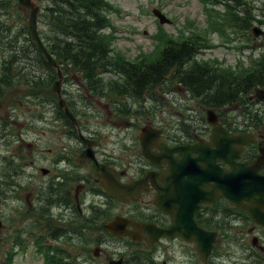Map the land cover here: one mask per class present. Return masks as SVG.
<instances>
[{
	"label": "flooded vegetation",
	"instance_id": "1",
	"mask_svg": "<svg viewBox=\"0 0 264 264\" xmlns=\"http://www.w3.org/2000/svg\"><path fill=\"white\" fill-rule=\"evenodd\" d=\"M21 31V28H14L13 25L0 24V48L4 49L3 42L9 39H17L19 46L24 45L27 40L20 35ZM26 43H28V41ZM5 49L7 50L8 48ZM17 55L18 54L11 51L5 52L3 56L0 54V56H2L0 57V92L8 88L5 82H11L13 87L7 92L16 93L13 99H10L6 104L8 107L13 108L20 107L23 104L29 107L28 111L32 113V120L34 121L33 126L35 129L32 131L34 134H38L36 132H38L39 123L46 119V117L43 118L42 116L43 112L46 109H50V114L52 116L50 117L51 122L48 123L51 129L54 130L57 135L60 134L61 138H67V136L71 138L73 135L72 126L68 124L63 117L59 119L56 116L57 103L54 102L51 97L48 102L42 99L41 80L43 77H41V66L38 55L31 51L23 54L19 62L12 61V63L11 60L15 59ZM6 58H9V64L5 62ZM13 66H15V68ZM46 73L47 71H45L43 75L46 76L44 79H47ZM55 78L56 71L54 70L53 80H55ZM164 85L165 84H163L162 87ZM163 90L168 93H178L179 97L173 96L172 98L175 103L179 102L184 104L183 102H185V105L177 106L179 109L177 114L181 117L171 120L169 117L165 116L169 111L161 109V115L157 114L147 120V124L161 130L157 136L153 137L152 134H148L144 139L145 145H147L150 150H153L151 161L142 157L139 139L137 138L132 140L129 147V151H131V149H136V152L129 153V157L131 158L126 164L127 169H124V167H126L125 165L117 163L110 165L116 169L121 181L128 182L131 180H140L141 182L136 191L138 196L136 199L128 197L126 201L121 202L111 198L118 204L125 203L128 206L127 210H119V212H115L112 215L106 213L105 210L104 212H99L98 210L93 212L92 221L99 219L100 216L105 217L109 215V218L103 222V227L105 222L109 221L114 215L126 217L129 223L127 228L133 231H140L137 224L143 222L148 223L149 227L151 226L156 229L168 227L173 220L172 213L176 211V206L170 208L169 205H177V203L173 202L171 204L169 203V205L163 204V206H168L170 211L164 207H160L157 203V185L165 186V188L170 189L167 182H170L173 177L172 169L174 166H171L169 159L181 158L183 156L182 150L187 147H193L199 143L206 144L209 149H213V145L210 141V134L213 126L210 125L207 118V110H213V98H207L202 93L196 95L189 92L191 90L184 80V77L180 78L174 86L165 87ZM259 94L261 95L259 96ZM255 97L257 100L260 97L263 98V100H260L261 102L256 104L254 108L258 110L264 109V90L258 92ZM246 98L249 99L250 95L247 94ZM201 101L207 103V105H203ZM43 103L46 104L43 105ZM198 103L203 105L204 116L202 117L194 115L192 112L194 110L193 104ZM41 107L43 111H41ZM246 108H249V103H246ZM15 110L16 109L13 111ZM8 113L11 115L10 112L4 113L3 116L0 115V121H2ZM216 113L218 115L217 121L221 123L230 134L244 135V133H251L252 139L246 138L244 145H232V148L237 149L238 152L237 161L249 163L257 156L260 150L264 152L263 119L259 117L249 118L248 115L243 112L238 116L240 117V122L237 123L233 121L230 123L220 118L217 111ZM210 115H213L212 112H210ZM57 119L59 121H57ZM52 121H56V124H53ZM36 123L38 125H36ZM237 124L239 126H236ZM27 132H31L29 130V125H26L25 133ZM95 140L97 145L98 141L96 138ZM23 141L25 143L29 142L25 137H23ZM159 144L163 145L164 149L158 147ZM26 146L29 148L26 149L25 154L20 157V159L31 156L34 157V161H36V157L40 156L43 151L41 149V144L39 142H36V144L31 142ZM47 150L49 152L57 151L56 148L52 147L47 148ZM95 152L97 151L95 150ZM165 153L167 155H165ZM211 153L207 152L206 158L210 157ZM196 156H198V153L192 151L190 157L197 158ZM102 158L111 161L109 158ZM77 160H80L79 157L73 158L71 154H68V157L52 158V165L55 167L54 173L51 168V174H48L50 169L47 168L45 174H42L41 166H37L33 167L29 175H26L25 167H31L33 165L22 161L20 165L18 164L19 168L16 170L10 169L8 172L3 173V177H0V194L5 200L11 195V197L18 198L20 202L21 226L18 228V231L26 245L29 243L34 245L35 239L30 238L28 242L27 238H39L38 235H41V232L47 243L53 245L54 242L52 241H56L57 238L51 237V234L55 232L57 226L65 230L69 236V240L73 237V233L80 235L82 232H87L88 223H84L88 219L87 214L89 206L95 201L90 203V199L88 198L90 189L87 187L85 179V177H88V174L78 175V173H82L83 171L80 170L81 167L76 162ZM216 160L219 166L224 170H230L231 167L229 164L219 158ZM30 161L33 162V160ZM64 161L67 163V166L63 168L68 171L66 173L63 169L59 168V162ZM208 161L211 162L209 159ZM196 162L202 168L205 166L204 162L199 159H197ZM189 166L192 167L193 165ZM85 171H87V169ZM259 171L261 174H264V165L260 167ZM7 174L10 176L8 177ZM40 174L43 177L42 180ZM188 177V174L184 175V178ZM38 178H40L38 188L36 189L35 186L31 187L29 185L31 181H35ZM212 185L213 180L209 181V184L203 185V189H209ZM28 189L31 190L30 194L34 195L33 200L27 197L26 190ZM92 210H94V208ZM193 218L195 223L203 229L217 232V240L214 250L211 252V259L210 261L204 262L205 264H223L224 262L228 264L226 261L227 258H234L233 261L236 264H264V227L253 221L243 207L236 206L222 195L217 194L214 201L201 202ZM28 220L30 223L27 229L25 228L26 225L23 226V223ZM221 220L222 223H220ZM57 222H60V224ZM238 228L241 230L237 231ZM231 230L236 231L237 240L229 233ZM140 232L145 234L142 231ZM102 233L105 235L108 234L105 229H103ZM140 242H143V246H137L139 250L137 254L118 252L121 254L115 253L114 255L118 254L116 258L122 256L123 264H171L174 259L169 255V246L171 242H176L180 244L178 246L180 247L181 253V259L177 264H196L197 261L193 263L188 261V259L194 257L199 260L201 257L196 252L195 243L185 240L180 235H175L173 237L164 236L151 244L147 243L144 238L138 241V243ZM223 249L230 254L225 255L221 253ZM145 257H147L148 260L145 261ZM81 258L87 263V256L82 255ZM235 260L238 262H235Z\"/></svg>",
	"mask_w": 264,
	"mask_h": 264
},
{
	"label": "rangeland",
	"instance_id": "2",
	"mask_svg": "<svg viewBox=\"0 0 264 264\" xmlns=\"http://www.w3.org/2000/svg\"><path fill=\"white\" fill-rule=\"evenodd\" d=\"M35 5L40 8V14L38 16V30L46 29V25L43 21V15L41 14V7L44 6L45 1L43 0H32ZM110 4L108 9V17L110 20L111 31L115 36V40L112 45V54H119L124 57V59L129 61H137L142 54L149 55L151 51H154L160 45V42L154 35L157 32L164 31L166 34L174 36L176 40L182 36V34L191 33V29L195 27L198 32L205 34L204 47L201 49L200 54L197 58L209 59L211 57L216 58L222 65L236 66L239 61L243 62L244 65L250 63L251 58H256L264 49V35L260 37H254L251 32V27L253 25H259L261 29L264 30V23H260L253 19L251 21L250 28L243 29L238 28L235 32L230 31V38L226 35L220 34L219 32L213 31L212 33L207 32V30H202L206 26V14L207 8L203 0H107ZM208 7L216 8L218 11L224 14L225 4L223 2H208L206 4ZM255 5L253 14H259L260 6L259 2L251 3ZM257 5V6H256ZM154 8L160 9L167 18L170 19V23L160 24L157 18L152 13ZM29 15V8H23L17 4L16 0H0V24H10L14 28H21L22 24H27V18ZM260 18V17H258ZM181 30V32H180ZM229 32V29H227ZM13 39L4 41L3 48H0V54L3 56L5 52H9V46H11ZM182 40V39H181ZM16 42V46H18ZM5 48H8L7 50ZM0 56V57H2ZM15 68V66H14ZM61 73V72H60ZM179 72L175 73L178 74ZM109 75H104L105 79L111 78ZM61 85L64 97L67 99L68 103L71 105L72 109L77 108L80 115L79 124L81 122L82 133L86 136L89 134L92 136H97L98 144L95 148L97 151V157L100 160L109 162L102 157L114 160L115 163L122 165L123 161L126 163L130 160L129 153L136 152V149H131L127 145L130 144L132 138L137 139L140 133V129L147 123V120L152 118L153 115L159 114L161 108L165 111H169L165 116L169 117L171 120H175L179 117L178 115V105H185L179 102L175 103L172 98L173 96L179 97L178 93H168L164 92L163 88L174 86L177 81V77H168L166 84L163 87L155 86L150 90V97L157 98L162 104L166 103L163 107L155 108L153 104L148 102V107L139 109V104L132 107V113H121L120 108L123 104V96H119L114 100L111 98L104 97L99 98L91 93H88L87 86L84 84L83 79L79 73L70 69L69 72L61 73ZM46 78V76H42ZM56 79V78H55ZM118 79V78H117ZM44 86H41V96L43 100H47L50 96H54L56 101V94L49 89L48 79ZM44 81V82H45ZM50 81V80H49ZM52 81L50 84L52 85ZM8 88L3 89L0 92V115L3 116L4 113L10 112L2 121H0V177H3V172L10 170L12 166L18 167V164L24 161L25 163H31L33 166H26L25 173L29 175L32 172L33 167L41 166L50 169L48 174L55 172V167L52 165V158L68 157L71 154L73 158H78L80 156V144L77 139V131L74 129L73 133L75 137L61 138L60 134H56L54 130L51 129V114L50 109H46L42 116L46 119L39 123L38 134L32 132L35 127L33 126L34 121L32 120V113L28 111L29 107L25 104L20 107H8L6 103L16 93L7 92L13 87L10 82H5ZM42 85V84H41ZM65 93V94H64ZM253 93V92H252ZM261 94H259L260 96ZM164 98V100H163ZM71 99V102L70 100ZM198 100V99H197ZM263 100V98H259ZM126 103L131 101L126 99ZM200 102V100H199ZM203 105H207L201 101ZM46 103H43V105ZM142 104V103H141ZM200 103L193 104L194 110L192 111L194 115H199V117L204 116V110ZM148 108V109H147ZM16 109L15 111H13ZM73 109V110H74ZM215 112L217 111L220 118L231 121L240 122L241 108L239 104L229 103L221 107L213 108ZM41 111L43 108L41 107ZM57 110V118H58ZM153 112V113H152ZM9 115V116H8ZM230 117V118H228ZM47 120V122H46ZM57 121H59L57 119ZM56 124V121H52ZM26 125H29V130L31 132L25 133ZM36 125H38L36 123ZM23 137L27 139V143L23 141ZM39 142L41 144V155L36 157H27L25 159H20L25 152L29 143ZM56 148L57 151L49 152L47 148ZM71 150V152H70ZM70 152V153H68ZM76 162L81 167L82 173L78 175H86V185L90 189L89 199L90 203L95 201L89 206L88 219L84 224L88 223L87 232L80 234L73 233V237L69 240V236L66 232L58 231L57 240L52 241L53 244L61 246L68 249L71 256V261L78 262V258L82 255L87 256V264H108V260L111 258H116L118 252H129L130 254H137L139 250L137 246H143V242H135L130 239L117 240L102 233V224L109 218V215L119 212V210L125 211L128 206L125 203H117L116 201L110 199L104 188L100 185L98 180V175L96 169L91 165L86 159H81ZM30 160H33L31 162ZM60 169L67 166L66 161L59 162ZM70 163V162H69ZM113 164L112 162H109ZM124 167V166H123ZM87 169V171H85ZM66 172V169H63ZM41 180L43 179L40 174ZM31 181L29 184L31 187L35 186L36 189L39 185V179ZM17 180V179H16ZM28 187V185H27ZM27 197L31 200L34 199V195L30 194L31 190H26ZM9 194V193H7ZM18 195V194H17ZM20 202L18 198L11 197L5 198L0 194V211L2 217L3 225L0 227V264H43L42 257L36 253V249L32 244H28L25 248L19 247L21 242L19 235L17 238L13 237V229L19 228L21 226L20 221ZM94 208V210H92ZM95 210L99 212L109 213V215L92 221V214ZM30 221H25L23 226L29 228ZM60 224V222H57ZM222 223V220L220 221ZM129 224V223H128ZM59 227V226H57ZM241 230V229H237ZM230 234L238 239L236 231H229ZM10 235V236H7ZM39 238L29 237L34 239H44L43 233L38 235ZM16 237V236H15ZM250 239V238H249ZM14 241L16 243H14ZM70 242V244H69ZM102 242V243H100ZM164 245V244H163ZM180 245L176 242H171L169 255L174 259L171 264H177L181 259ZM69 246V248H68ZM101 247L97 256L93 254L95 248ZM115 253H118L114 255ZM221 253L230 254L225 252V249ZM162 254V253H161ZM79 256V257H77ZM187 258V257H186ZM163 259V255H162ZM234 258H227L228 264H236L233 261ZM69 260V259H68ZM144 260H148L147 257ZM83 261H85L83 259ZM196 264H205L204 259H196L191 257L188 259ZM207 261H210L208 259ZM86 262V261H85ZM176 262V263H175ZM235 262H238L235 260ZM211 264V263H209ZM223 264H226L225 262Z\"/></svg>",
	"mask_w": 264,
	"mask_h": 264
},
{
	"label": "trees",
	"instance_id": "3",
	"mask_svg": "<svg viewBox=\"0 0 264 264\" xmlns=\"http://www.w3.org/2000/svg\"><path fill=\"white\" fill-rule=\"evenodd\" d=\"M43 1L45 4L41 7V14L47 28L39 33L48 52L53 55L63 72L73 69L79 73L92 95L99 98L108 97L111 100L123 96L120 108L123 114L132 111V105L125 102L126 98L141 104V98L147 92L150 94L153 87L161 85L170 70L180 72L194 94L202 93L207 98H213V107L239 101L245 108L246 103H253L246 95L254 88L264 86V53L251 60L249 66L241 67V72L231 68L223 69L213 63L212 77L210 64L195 60L196 53L204 46L203 41L207 38L195 27L191 33L182 34L178 40L164 31L158 32L155 34L160 42L158 48L149 55L142 54L137 61L132 62L119 54H112L115 36L107 15L110 8L107 0ZM207 1L223 2L226 6L224 14L213 8L207 9L206 26L202 30H207L208 34L215 31L227 37L230 31L235 32L238 28L248 30L253 19L264 23V0H203ZM256 2L260 3V6L256 5L260 10L258 15L252 13L255 5L251 3ZM21 29L20 35L28 43L26 41L24 45L16 46L17 39L12 40L14 44L9 46V51L18 55L11 62H19L23 54L31 51L37 54L41 77L47 71L50 89L54 69L47 64L37 49L27 25L22 24ZM8 60L9 58H6L5 62L9 64ZM109 74L111 78L105 79L104 75ZM44 81L42 78L41 86L47 83V80ZM73 111L76 112L75 109ZM245 113L250 118L259 117L264 120V109L245 108ZM10 169H14V166ZM55 232L51 237L57 236ZM17 234L18 231H15V238ZM43 242V239H40V245L44 246ZM52 248L62 250L58 246ZM51 259V264H70L56 255Z\"/></svg>",
	"mask_w": 264,
	"mask_h": 264
},
{
	"label": "water",
	"instance_id": "4",
	"mask_svg": "<svg viewBox=\"0 0 264 264\" xmlns=\"http://www.w3.org/2000/svg\"><path fill=\"white\" fill-rule=\"evenodd\" d=\"M17 1L20 5L30 8L28 15L29 32L48 63L56 66L55 60L46 50L37 32L38 6L34 5L32 0ZM153 13L159 18L160 23L168 22V19L158 9H153ZM252 31L255 36L263 33L257 26L253 27ZM53 89L58 93L60 92V79L54 82ZM58 105L63 107L65 115L73 123L77 124V119L65 105L64 99L59 98ZM215 118L213 114V116L209 117V121L215 123ZM151 133L154 134L148 127L143 128V133L140 137L143 155L150 160L152 154L149 152L147 145H145L144 138ZM80 137L88 144L87 148L81 152V156L93 161L94 166L99 171L100 183L106 188L108 194L118 200H125L128 195L136 197V191L140 182L133 181L128 184L118 182L113 171L95 159L93 150L90 148L91 142L81 134ZM245 138L241 139V137L230 136L220 125L215 124L210 135L213 149H209L206 144L199 143L182 150L183 156L181 158L169 159L171 166H174L172 169L173 177L170 182H167L170 189L157 185V203L168 211H170L169 207L176 206V211L172 213V223L166 228L156 229L151 226L149 227L146 223L139 224L140 229L146 232L148 242H153L164 235L172 236L178 234L189 241H194L196 250L206 258L214 247L216 232L200 228L195 223L193 216L197 212L201 202L214 201L217 194L222 195L238 206H244L254 220L264 225V175L258 172L259 168L264 164V152L258 155L251 164L237 162L235 159L238 157V152L237 149L232 148V145L244 144ZM161 148L164 149L163 147ZM192 151L198 153L197 158L190 157ZM207 152L213 153H211L210 157L206 158ZM165 155L167 154L165 153ZM217 158L229 164L231 169L224 171L219 168L216 163ZM197 159L204 162L205 166L203 168L197 164ZM189 165L193 166L190 167ZM183 174H188L189 177L184 178ZM211 180H213L211 188L203 189V185L209 184ZM244 201L248 203L244 204ZM173 202L177 203V205H169V203ZM163 204H167L169 207L163 206ZM127 222L126 219L116 216L105 224V228L112 235H129L133 239H139L141 234L125 228ZM1 226L2 221L0 218ZM109 264H123L122 258L111 260Z\"/></svg>",
	"mask_w": 264,
	"mask_h": 264
}]
</instances>
